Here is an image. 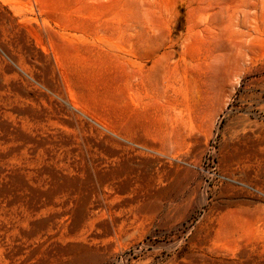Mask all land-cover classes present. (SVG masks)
<instances>
[{
    "label": "rangeland",
    "instance_id": "1",
    "mask_svg": "<svg viewBox=\"0 0 264 264\" xmlns=\"http://www.w3.org/2000/svg\"><path fill=\"white\" fill-rule=\"evenodd\" d=\"M0 264H264V0H0Z\"/></svg>",
    "mask_w": 264,
    "mask_h": 264
},
{
    "label": "bare ground",
    "instance_id": "2",
    "mask_svg": "<svg viewBox=\"0 0 264 264\" xmlns=\"http://www.w3.org/2000/svg\"><path fill=\"white\" fill-rule=\"evenodd\" d=\"M242 11V10H241ZM99 206H102V204H99Z\"/></svg>",
    "mask_w": 264,
    "mask_h": 264
}]
</instances>
